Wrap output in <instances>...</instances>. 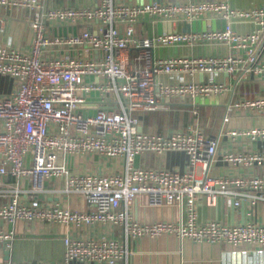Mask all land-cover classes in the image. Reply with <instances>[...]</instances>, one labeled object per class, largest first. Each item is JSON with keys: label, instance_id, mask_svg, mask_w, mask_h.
Masks as SVG:
<instances>
[{"label": "built area", "instance_id": "obj_1", "mask_svg": "<svg viewBox=\"0 0 264 264\" xmlns=\"http://www.w3.org/2000/svg\"><path fill=\"white\" fill-rule=\"evenodd\" d=\"M1 6L26 9L31 30L27 49L11 39L0 40V75L13 80L12 91L0 96V221H44L73 228L101 227L87 238L63 237L57 260H1L0 264H70L72 261L115 264L127 262L130 239L162 235L195 243L248 245L264 251V224L256 220V205L264 202V175H212L219 159L232 165L264 163V150L218 153V138L188 125L166 134L139 130L138 112L167 108L170 100L192 102L225 92L223 82L189 81L181 74L226 71L243 76L264 75V61L254 56L259 30L241 34L233 18L264 23V8H232L228 0L142 4L97 0L94 5H49L47 0H0ZM207 13L227 22L214 30L138 36L135 23L145 16L176 21ZM2 28L0 27V32ZM222 43L232 51L218 56H156L157 47ZM246 48L247 56L238 53ZM135 49L137 65L127 62ZM96 52V55H93ZM178 78L162 82L160 74ZM90 104V106H86ZM264 112V95L243 97L227 106ZM229 135L264 139V126L231 129ZM182 151L184 169L143 167L138 155ZM96 156L114 162L111 171L79 170L70 160ZM81 196L88 210L73 209L66 200ZM58 201H50L49 196ZM139 195L152 206L177 205V221H139L131 207ZM203 198L217 206L220 198L234 205L249 203L251 219L228 224L218 218L199 220L195 203ZM63 201V202H62ZM13 230L0 228V244L10 246Z\"/></svg>", "mask_w": 264, "mask_h": 264}, {"label": "crops", "instance_id": "obj_2", "mask_svg": "<svg viewBox=\"0 0 264 264\" xmlns=\"http://www.w3.org/2000/svg\"><path fill=\"white\" fill-rule=\"evenodd\" d=\"M117 3L142 4L151 1L158 2H187L212 0H115ZM232 8L242 9L253 6L264 8V0H228ZM49 5L65 4L71 6L94 5L97 0H47ZM27 10L9 8L0 5V40L9 38L15 46L27 49L31 42V30L27 22ZM227 20L220 15L207 13L196 19L185 18L176 21L159 19L154 16H145L135 23V33L140 36L152 37L155 34L171 31L214 30L225 26ZM231 26L237 33L245 34L259 30V41L254 46L255 58L264 61V23L260 24L250 17L233 18ZM246 48H240L238 53L246 57ZM232 51L231 47L222 43H201L194 46L175 44L170 47H156V56H218ZM93 52V55H96ZM136 51L127 52V62L133 68L137 65ZM182 79L189 81L214 80L223 82L227 90L221 94L198 97L192 102L170 100L167 108L153 111L138 112L139 128L147 133L166 134L174 129L184 128L188 125L202 128L210 136L218 138V153L224 151L256 152L264 150V139L259 137L251 139L247 136H231L227 132L231 129L252 128L264 126V112L250 111L248 108L231 107L228 121L223 117L226 108L241 98H251L264 95V75L247 73L239 76L238 73L226 71L194 74L183 73ZM158 79L162 82L173 83L178 78L173 75L160 74ZM13 80L8 76L0 75V96L12 91ZM135 163L143 167H166L171 169H184L186 155L182 151H167L161 155L147 152L138 155ZM70 165L79 170L111 171L116 169L114 162L98 163L96 156H83L70 160ZM212 175H264V163L250 166L232 165L223 163L219 159L210 169ZM50 201H58L56 196H49ZM63 202V201H62ZM67 205L73 209L88 210L86 201L79 195L72 194L66 200ZM199 220L218 218L228 224H240L251 219L249 216V203L247 200L240 205H234L231 200L219 199L217 206H209L203 198L195 203ZM256 220L264 224V202L256 205ZM132 214L139 221L150 222L154 220L177 221L180 210L177 205L152 206L145 195H139L133 201ZM0 228L6 231L13 230L10 246L4 248L0 244L1 260H57L63 255V237L68 234L73 237L87 238L100 234L101 227L73 228L72 226L53 224L44 221H22L13 223L0 221ZM132 251L127 262L119 261L115 264H264V251L248 245L232 247L224 244L195 243L190 240H177L173 236L162 235L158 238H142L128 241ZM70 264H105L93 262L72 261Z\"/></svg>", "mask_w": 264, "mask_h": 264}, {"label": "water", "instance_id": "obj_3", "mask_svg": "<svg viewBox=\"0 0 264 264\" xmlns=\"http://www.w3.org/2000/svg\"><path fill=\"white\" fill-rule=\"evenodd\" d=\"M86 106H90V104H87ZM139 130L141 131V128H139Z\"/></svg>", "mask_w": 264, "mask_h": 264}]
</instances>
